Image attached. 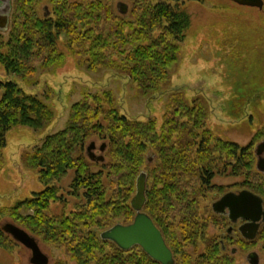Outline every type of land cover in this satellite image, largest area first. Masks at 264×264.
Segmentation results:
<instances>
[{"label":"trees","instance_id":"16d2710c","mask_svg":"<svg viewBox=\"0 0 264 264\" xmlns=\"http://www.w3.org/2000/svg\"><path fill=\"white\" fill-rule=\"evenodd\" d=\"M36 1L17 0L9 42L0 37V65L7 74L28 79L38 70L63 64L57 41L65 36L68 48L76 46L86 58L78 61L80 69L113 72L132 82L147 100L161 94L168 99L160 124L157 118L140 121L122 115L111 92L103 93V99L84 94L72 106L65 129L22 157L28 168L38 171L43 191L1 208L0 222L12 220L35 238L63 248L77 264H159L139 247L125 252L101 239L112 227L134 221L131 202L137 179L145 172L144 212L161 231L175 264H233L222 256L218 240L207 236L210 227L223 229L227 221L208 208L202 215L200 206L207 201V190L216 194L215 200L228 192L225 187L210 188L212 180L229 169L245 178L242 189L264 200V176L256 170L254 149L264 141V126L246 147L224 141L208 127L211 108L204 97L189 100L185 91L170 90L191 27L190 16L178 9L181 0H127L132 4L127 16L116 12V0H51L57 6L55 19L51 14L41 19L31 5ZM54 121V111L39 97L0 80V174L13 129L40 133ZM93 138L108 142L109 163H100L97 173L92 171L97 163L86 155ZM148 153L154 155L152 164ZM70 172L75 176L73 196L83 203L69 217H50V204L59 199L56 184ZM29 212L33 215H23ZM258 239L264 244V226ZM15 246L0 226V250Z\"/></svg>","mask_w":264,"mask_h":264},{"label":"rangeland","instance_id":"374dc122","mask_svg":"<svg viewBox=\"0 0 264 264\" xmlns=\"http://www.w3.org/2000/svg\"><path fill=\"white\" fill-rule=\"evenodd\" d=\"M16 1L12 0L6 30L0 29V37L5 43L9 42L11 32L15 29ZM85 1L68 0L70 4ZM36 2L37 4L31 5L41 19L47 14L55 19L57 6L51 0ZM120 2L131 9L129 1L116 0V12ZM178 9L190 16L191 27L182 48L179 65L172 76L170 90L185 91L189 100L197 95L204 97L211 108L208 127L215 136L240 147L248 146L264 126V9L242 7L229 0H181ZM57 48L64 56L63 64L38 70L33 78L20 79L9 75L0 65L1 81L16 83L26 94L39 97L55 113L54 123L44 132L37 133L27 127H16L8 134L7 148L4 151L5 163L0 174V209L14 207L19 201L30 199L34 193L43 191L38 171L28 168L22 157L41 146L47 136L65 129L72 106L80 102L84 94L98 95L103 99V93L111 92L115 97V106L122 115L132 120L157 118L160 124L162 122L168 99L166 94L147 100L124 77L113 72L80 69L78 61L84 58L83 54L81 56L83 52L76 46L69 49L65 36L58 39ZM3 54L6 55L7 50ZM92 142L96 144L97 155H101L100 147L108 144L99 138H93L87 142L86 149ZM260 142L255 144L254 149ZM106 154L104 164L109 163ZM150 156L148 153L146 158ZM101 170L100 163L92 168L95 173ZM143 170H146V165ZM74 177V172H70L56 184L59 199L50 204V217L63 214L69 217L83 203L82 199L73 196ZM244 182L245 178L233 176L229 169L227 175L216 176L212 180L210 189L225 187L229 191H236L242 188L241 184ZM207 191V201H202L200 206L202 215L207 208L212 210V204L216 201V194ZM8 222L17 225L5 218L0 226ZM215 234L216 230L210 227L207 236L213 238ZM14 243L16 246L12 251L0 250V264H30V252L15 241ZM39 245L49 257V264H77L63 248L42 240H39ZM202 249L196 256L202 253ZM187 252L192 253L193 250ZM260 254L261 264H264V252ZM235 259L236 264H245L244 253L237 254Z\"/></svg>","mask_w":264,"mask_h":264},{"label":"water","instance_id":"95a60500","mask_svg":"<svg viewBox=\"0 0 264 264\" xmlns=\"http://www.w3.org/2000/svg\"><path fill=\"white\" fill-rule=\"evenodd\" d=\"M239 6L264 9L263 0H229ZM117 10L120 15L127 16L129 6L125 3H118ZM49 14L46 15L48 17ZM7 24V21L5 22ZM6 29V27H5ZM96 144L92 142L86 149V155L92 163H105L104 154L107 151V144H103L96 154ZM257 159L256 170L264 176V141L255 148ZM154 155L147 161L152 164ZM147 174L145 172L137 179L136 195L131 206L136 213L134 221L129 225L118 224L101 234V239L110 241L125 252L135 247L141 248L153 261L159 264H175L174 254L168 247L161 231L157 228L151 217L145 212L147 203ZM213 211L218 215H227L232 223L239 220L250 221L251 225L244 227L242 232L248 239L254 240L258 235L261 223L264 222V200L250 191H242L239 194L228 193L213 205ZM3 232L17 244H20L31 252L30 264H49V258L40 248L39 240L29 234L26 230L15 225L6 223L2 227ZM250 230L246 235L244 231Z\"/></svg>","mask_w":264,"mask_h":264},{"label":"flooded vegetation","instance_id":"af4514ba","mask_svg":"<svg viewBox=\"0 0 264 264\" xmlns=\"http://www.w3.org/2000/svg\"><path fill=\"white\" fill-rule=\"evenodd\" d=\"M11 9H12V0H0V29L1 30H6L5 27L7 28L9 24ZM5 20L7 21V24L4 23ZM242 191H250V190L242 189V188L237 189L236 191L228 190V192L225 193L224 195L228 193L239 194ZM224 195H222L219 199H217L212 204V211H213V205L217 201H219ZM213 213L216 216L221 217L227 221V224L223 229H221L220 227L214 226V225L211 227L216 230V234L213 238L217 239L219 244L221 245L222 256L229 258L233 264H236L235 257L237 256V254L244 253L245 264H261L260 252H264V244L259 241L258 237L264 226V222L261 223V226H260V229H259V232L256 238L254 240H251L245 237L242 232V229L244 227H248L249 225H251L250 221L239 220L236 223H232L227 215H218L214 211ZM244 233L246 235H249L251 232L248 229L247 231H244ZM30 255H31V252H30ZM49 263H50V260H49Z\"/></svg>","mask_w":264,"mask_h":264}]
</instances>
